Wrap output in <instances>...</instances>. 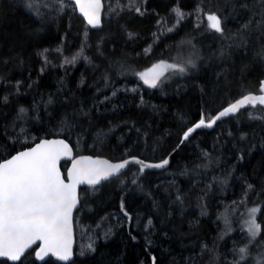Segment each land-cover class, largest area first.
Instances as JSON below:
<instances>
[{"label":"trees","instance_id":"1","mask_svg":"<svg viewBox=\"0 0 264 264\" xmlns=\"http://www.w3.org/2000/svg\"><path fill=\"white\" fill-rule=\"evenodd\" d=\"M104 2L103 27L92 29L69 0H0V161L52 136L75 154L161 161L193 123L260 92L261 0ZM210 13L221 15L223 37L209 29ZM162 60L186 71L169 70L150 87L138 73ZM140 169L131 163L81 188L73 261L39 262L33 248L0 264H257L264 256L263 105L196 129L166 169ZM251 207L260 209V237L240 260L235 234Z\"/></svg>","mask_w":264,"mask_h":264},{"label":"snow or ice","instance_id":"2","mask_svg":"<svg viewBox=\"0 0 264 264\" xmlns=\"http://www.w3.org/2000/svg\"><path fill=\"white\" fill-rule=\"evenodd\" d=\"M261 2L264 3V0ZM75 5L87 18L89 25L100 24L101 0H75ZM136 11H139V8ZM183 16L182 12L178 13L177 24ZM206 18L209 29L223 37L225 25L221 15L210 13ZM244 27L247 28L248 25ZM129 36L131 37L132 33H129ZM188 63L195 67L191 60ZM169 70L182 73L186 68L182 64L161 61L138 75L145 84L155 88L161 77ZM259 91L260 95L251 93L243 95L214 117L207 120L202 117L193 128L184 133L183 139L187 140L193 131L201 127L211 128L217 120L235 114L247 105L257 103L264 105V81H261ZM20 111L23 113L25 110L22 108ZM70 153L71 149L64 140H43L35 147L0 162V257L18 261L32 244L42 241L43 246L37 253L41 259L51 252L63 260H68L72 245V212L78 203L79 184H99L102 180L119 173L131 162L141 165V172L145 168H163L169 163L164 159L159 164H147L132 158L131 161L123 160L113 164L106 160L82 157L73 165L72 171L68 174L69 182L66 183L57 164L62 155ZM135 182L133 180V183ZM258 210L249 209V219L246 221L252 239L260 233V225L255 218ZM88 247L91 248V245ZM238 252L240 260H244L248 255L247 245L238 249ZM257 264H264V256L257 258Z\"/></svg>","mask_w":264,"mask_h":264},{"label":"water","instance_id":"3","mask_svg":"<svg viewBox=\"0 0 264 264\" xmlns=\"http://www.w3.org/2000/svg\"><path fill=\"white\" fill-rule=\"evenodd\" d=\"M69 1L73 2L74 5H75V0H69ZM101 4H102V8H101V11H100V24H99L98 26H92V25H89V24L87 23V18H86V17H85L80 11H79L78 6L75 5L76 10H77V12L79 13V15L83 18V20L86 22V24H87L90 28H92V29H100V28L103 27V17H104V10H105V2H104V0H101ZM158 63H159V62H157V63H155V64H158ZM155 64H153V65H155ZM153 65H151L150 68H152ZM150 68H149V69H150ZM262 81H264V79H263ZM250 93H251V94H254V95H260V94H261L260 92H250ZM247 94H249V93H247ZM245 95H246V94H245ZM235 101H236V100H235ZM235 101H234V102H235ZM257 104H259V103H257ZM257 104H256V105H257ZM227 106H228V105H227ZM227 106H226V107H227ZM247 106H248V107H253V106H255V105H247ZM263 106H264V105H263ZM224 108H225V107H224ZM224 108H222L221 110H223ZM221 110H220V111H221ZM217 114H218V113H217ZM217 114H216V115H217ZM216 115H215V116H216ZM218 121H219V120H217L216 123H215L211 128H213V127L218 123ZM198 122H199V120L196 121L195 123H193L189 128H193V127L195 126V124L198 123ZM189 128H188V129H189ZM206 128H207V127H206ZM211 128H209V129H211ZM188 129H187V130H188ZM187 130H186V131H187ZM193 132H194V131H193ZM193 132H192V133H193ZM192 133L188 136L187 140H188L189 137L192 135ZM183 136H184V134H183ZM183 136H182V139H181L180 143L177 145V147H176L175 149H173V150H172V151L166 156L165 159H167V160L169 161V163H168L167 165H165L163 168H151V169L163 170V169H166V168L170 165V163L172 162L173 157H174V155H175V152H176L177 150H179L180 148H182V147L184 146V144L187 142V140H184V139H183ZM43 140H64V141L69 145V147H70V149H71V153H70V155H62V156L60 157L59 161H58V164H57V167L59 168L60 173H61V175H62V178L65 180L66 183L69 182V176H68V174L72 171V169H73V165L76 163L77 160H79V159L82 158V157H85V158L90 157V158L93 159V160H97V159H99V160H106V161H108V162H110V163H113V164H115V163H120V162H122L123 160H129V161H131L132 158H136V159H138V160H140V161H143L144 163H147V164H159V163H161V162L163 161V160H161V161H149V160H144V159H142V158H140V157H137V156H130V157H126V158L119 159V160H113V159H111V158H109V157H107V156H103V155H94V154H90V153H80V154H75V151H74L73 145L71 144V142H70L67 138H65V137H63V136H52V137H44V138H41L40 140H38V141H37L36 143H34L33 145H31V146H29V147H26V148H23V149H20V150L16 151L15 153H13L12 155L8 156V157L5 158V159H10L12 156L16 155L17 153H19V152H21V151H25V150H27L28 148L35 147L38 143H40V142L43 141ZM182 141H183V142H182ZM5 159H2L0 162H3ZM66 159H69L70 162H69L68 168H67L66 173H65V171H64L63 168H62V163H63V161L66 160ZM131 163H134V162H131ZM131 163H129V164H128L124 169H122L119 173H117V174H115V175H113V176H111V177H109V178H112V177H114V176H117V175L123 173V172L129 167V165H130ZM138 165H139V164H138ZM139 166H141V165H139ZM109 178H108V179H109ZM106 180H107V179H106ZM104 181H105V180H102L99 184H96V185H90V184H87V183H81V184H79L78 187H77L78 203H77L76 207L73 209V212H72V245H71V256L69 257L68 260H63V259H61L60 257L56 256L55 254H53V253H51V252H49L48 254L44 255V256H43V259H41L40 256L37 255V253L40 251V247L43 246L42 241H36V242H35L34 244H32L28 249H26L25 252L23 253V255L20 257V260L24 257V255H25L29 250L35 248V257H36V259H37L39 262H43V261H45L46 259H48L49 257H52V258L58 260L59 262H63V263H69V262L73 261L74 258H75V248H76V242H77V240H76V229H75V214H76V211L78 210V208L80 207V204H81V202H80V190H81L82 187L87 186V185H89V186H98V185L102 184ZM1 259H7V260L11 261L10 258H7V257H0V260H1ZM20 260H18V261H20ZM18 261H11V262H18Z\"/></svg>","mask_w":264,"mask_h":264},{"label":"rangeland","instance_id":"4","mask_svg":"<svg viewBox=\"0 0 264 264\" xmlns=\"http://www.w3.org/2000/svg\"><path fill=\"white\" fill-rule=\"evenodd\" d=\"M162 61H164V60H162ZM160 62L161 61H159V63ZM164 62H166L168 64H174V63L169 62V61H164ZM252 208H257V207L248 208L246 213H245V211L243 212V215L245 214L244 219H243V224L241 225V228H239V230L235 234L236 235V240L238 241L237 250L240 249V248L245 247L246 245H247L248 249H250L252 240L258 238V241H259L260 233H259L258 236H256L254 239H252L250 234H249V232H248V228H247V224H246V221L249 219V209H252ZM243 215H241V216H243ZM259 215H260V209L257 211L255 218H256V222L260 225V231H261L262 224H261V221L259 219ZM257 243H259V242H257ZM246 258H248V257H246Z\"/></svg>","mask_w":264,"mask_h":264},{"label":"bare ground","instance_id":"5","mask_svg":"<svg viewBox=\"0 0 264 264\" xmlns=\"http://www.w3.org/2000/svg\"><path fill=\"white\" fill-rule=\"evenodd\" d=\"M136 88V87H135ZM141 93V92H140Z\"/></svg>","mask_w":264,"mask_h":264}]
</instances>
